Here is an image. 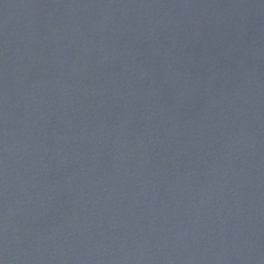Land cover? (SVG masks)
Returning a JSON list of instances; mask_svg holds the SVG:
<instances>
[{
	"label": "water",
	"instance_id": "obj_1",
	"mask_svg": "<svg viewBox=\"0 0 264 264\" xmlns=\"http://www.w3.org/2000/svg\"><path fill=\"white\" fill-rule=\"evenodd\" d=\"M0 264H264V0H0Z\"/></svg>",
	"mask_w": 264,
	"mask_h": 264
}]
</instances>
